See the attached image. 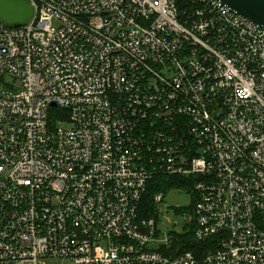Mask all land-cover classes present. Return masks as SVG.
<instances>
[{"label":"built area","instance_id":"built-area-1","mask_svg":"<svg viewBox=\"0 0 264 264\" xmlns=\"http://www.w3.org/2000/svg\"><path fill=\"white\" fill-rule=\"evenodd\" d=\"M22 1L0 18V264H264V29L217 0ZM159 174L192 179L197 256L143 215Z\"/></svg>","mask_w":264,"mask_h":264},{"label":"trees","instance_id":"trees-1","mask_svg":"<svg viewBox=\"0 0 264 264\" xmlns=\"http://www.w3.org/2000/svg\"><path fill=\"white\" fill-rule=\"evenodd\" d=\"M151 187L147 188L146 195L144 196L141 208L143 210V215L145 216H155L160 208L157 204L153 202V195L155 193L161 192L166 194L168 190H184L188 192L191 189L192 179L191 178H181L175 175L167 176L164 174H159L156 176ZM192 202L190 201L188 205L183 208L173 207L172 210L176 216H179L180 220H183L182 230L176 231L171 229L168 231L167 249L170 252L183 253L184 251H191L195 253V256L201 253L203 244L195 239L192 234L194 221L191 219L192 213ZM189 220L187 222L186 220Z\"/></svg>","mask_w":264,"mask_h":264},{"label":"water","instance_id":"water-1","mask_svg":"<svg viewBox=\"0 0 264 264\" xmlns=\"http://www.w3.org/2000/svg\"><path fill=\"white\" fill-rule=\"evenodd\" d=\"M241 19L252 22L264 29V0H217ZM31 7L22 0H0V18L7 22L21 23L31 17Z\"/></svg>","mask_w":264,"mask_h":264},{"label":"rangeland","instance_id":"rangeland-1","mask_svg":"<svg viewBox=\"0 0 264 264\" xmlns=\"http://www.w3.org/2000/svg\"><path fill=\"white\" fill-rule=\"evenodd\" d=\"M189 194L188 192L180 189V190H168L166 194H164L163 199L158 204L160 208L159 214L157 216L158 228L161 233H165L167 235L168 231L171 229H175L178 231L182 230L183 220L174 214L172 210L173 207L183 208L188 205L189 202ZM187 222L189 220L187 219ZM37 264H68L67 262L61 260L60 258H44L43 260L38 261Z\"/></svg>","mask_w":264,"mask_h":264}]
</instances>
